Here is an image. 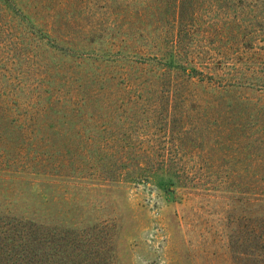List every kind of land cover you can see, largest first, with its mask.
Wrapping results in <instances>:
<instances>
[{"label":"rangeland","instance_id":"374dc122","mask_svg":"<svg viewBox=\"0 0 264 264\" xmlns=\"http://www.w3.org/2000/svg\"><path fill=\"white\" fill-rule=\"evenodd\" d=\"M181 2L0 0V219L48 264H264V115L164 72L264 76V0Z\"/></svg>","mask_w":264,"mask_h":264},{"label":"trees","instance_id":"16d2710c","mask_svg":"<svg viewBox=\"0 0 264 264\" xmlns=\"http://www.w3.org/2000/svg\"><path fill=\"white\" fill-rule=\"evenodd\" d=\"M179 1L181 2V0ZM166 62L164 72H168L169 76H172L173 73H180L179 77L183 82L200 83L204 88L212 87L216 90L242 92L251 98L253 95L249 91H257L264 95V76L249 72L223 74L219 72L220 67L214 66L209 67L211 69L209 72H203L205 68L202 66L201 71L204 75L197 79L194 78L193 74L194 70L197 69L196 66H190V70L187 71V60L174 59ZM249 96L242 97L239 95L233 101L242 107L245 116L251 113L256 118L264 115V107L251 101ZM33 100L38 101L36 98ZM39 226L40 224L33 219L19 218L14 215L0 219V264H48L45 242H42V239L46 241L48 237L42 230H39Z\"/></svg>","mask_w":264,"mask_h":264}]
</instances>
